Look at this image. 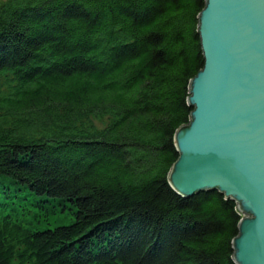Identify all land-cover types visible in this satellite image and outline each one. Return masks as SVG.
<instances>
[{"label":"trees","instance_id":"obj_1","mask_svg":"<svg viewBox=\"0 0 264 264\" xmlns=\"http://www.w3.org/2000/svg\"><path fill=\"white\" fill-rule=\"evenodd\" d=\"M205 7L0 0V264H238L237 203L169 183ZM51 198L75 220L40 230Z\"/></svg>","mask_w":264,"mask_h":264},{"label":"water","instance_id":"obj_2","mask_svg":"<svg viewBox=\"0 0 264 264\" xmlns=\"http://www.w3.org/2000/svg\"><path fill=\"white\" fill-rule=\"evenodd\" d=\"M199 29L205 64L169 183L184 197L218 189L238 202L235 261L264 264V0H206Z\"/></svg>","mask_w":264,"mask_h":264},{"label":"rangeland","instance_id":"obj_3","mask_svg":"<svg viewBox=\"0 0 264 264\" xmlns=\"http://www.w3.org/2000/svg\"><path fill=\"white\" fill-rule=\"evenodd\" d=\"M33 201H36V199L33 198ZM62 201L51 198L49 202L41 203L42 208L39 206L35 207L39 212L38 219L41 221L37 225L38 229H53L57 226L69 225L74 222V205L69 201Z\"/></svg>","mask_w":264,"mask_h":264},{"label":"bare ground","instance_id":"obj_4","mask_svg":"<svg viewBox=\"0 0 264 264\" xmlns=\"http://www.w3.org/2000/svg\"><path fill=\"white\" fill-rule=\"evenodd\" d=\"M236 202V201H235ZM237 203V206H238V202H236ZM253 217V214H248V217ZM242 219H243V217H242V215H241V220H240V222L242 221ZM240 222H239V225H240Z\"/></svg>","mask_w":264,"mask_h":264}]
</instances>
